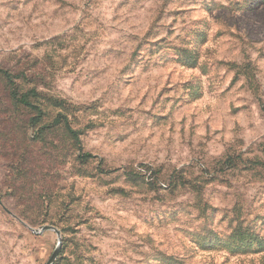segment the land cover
Returning a JSON list of instances; mask_svg holds the SVG:
<instances>
[{
    "label": "rangeland",
    "instance_id": "obj_1",
    "mask_svg": "<svg viewBox=\"0 0 264 264\" xmlns=\"http://www.w3.org/2000/svg\"><path fill=\"white\" fill-rule=\"evenodd\" d=\"M0 68V264H264V0H0Z\"/></svg>",
    "mask_w": 264,
    "mask_h": 264
},
{
    "label": "trees",
    "instance_id": "obj_2",
    "mask_svg": "<svg viewBox=\"0 0 264 264\" xmlns=\"http://www.w3.org/2000/svg\"><path fill=\"white\" fill-rule=\"evenodd\" d=\"M0 76L5 80L10 99L14 103L21 105L34 113V116L31 118V122H39L42 119V116L44 115V110L37 100L39 96L37 90L35 88H29L25 91H21L18 88L17 84V80L21 77V74L13 73L8 69L0 68ZM57 125H62L68 136L73 141H75V143H79L80 131L72 127L66 115L58 113L51 119L48 124L49 127ZM77 157L82 162H85L94 158V155L89 152L80 151ZM225 163L232 164V161L229 158L225 161ZM259 247L263 248L264 246L261 245Z\"/></svg>",
    "mask_w": 264,
    "mask_h": 264
},
{
    "label": "water",
    "instance_id": "obj_3",
    "mask_svg": "<svg viewBox=\"0 0 264 264\" xmlns=\"http://www.w3.org/2000/svg\"><path fill=\"white\" fill-rule=\"evenodd\" d=\"M31 230H32L33 232H35V233H40V232H42V231H44V230H52V231L56 232V234H59V232H58L55 228H53L52 226H42V227H40V228H38V229L31 228ZM54 257H55V252H54V254L52 255V257L50 258V260L47 262V264H51V262H52V260L54 259Z\"/></svg>",
    "mask_w": 264,
    "mask_h": 264
}]
</instances>
